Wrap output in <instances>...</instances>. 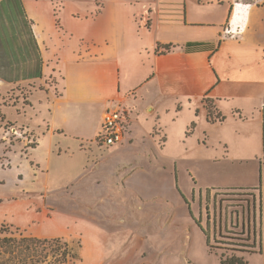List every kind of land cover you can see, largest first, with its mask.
Here are the masks:
<instances>
[{
  "label": "crops",
  "instance_id": "1",
  "mask_svg": "<svg viewBox=\"0 0 264 264\" xmlns=\"http://www.w3.org/2000/svg\"><path fill=\"white\" fill-rule=\"evenodd\" d=\"M79 1L81 3L75 5L68 16L62 13L65 12L64 6L59 11L61 18H55L62 36L71 43L68 52H62V44L60 52L47 55L51 38L32 8L38 1L23 0L41 51L42 77L17 82L2 80V84L6 89L19 84L29 87L28 106L34 107L33 91L45 93L47 101L40 102L44 114L38 126L32 123L21 125L11 119L12 123L34 133L37 145L31 149L36 150L40 143L45 142L44 136L51 137L57 131L64 133L66 122L74 123L80 129L87 124L83 116L86 111L101 105L105 110L98 121L97 132L90 138L78 137L81 146L90 143L99 149L121 151L150 145L155 153H160L173 142L178 147L172 157L173 164L185 161V171L195 176L189 192L193 197L197 194L199 202L206 189L236 188L255 193L260 203V214L257 213L258 236L252 240L255 243L250 254L262 253L264 0L251 3L237 0H148L140 10L134 7V3L140 0ZM52 3L53 0H42L40 5L48 10L53 7ZM162 3L169 4V7H161ZM230 27L235 31L226 33L225 29ZM158 44L172 47L168 52L157 53ZM63 64L69 67L63 68ZM129 65L138 67L140 76L136 74L135 86L131 84L122 89V80L129 75L126 71ZM48 70L54 73L57 84L51 88H39ZM139 89L143 93L137 95ZM144 94L150 100L141 109L137 100ZM204 96L213 99L225 120L210 122L207 119ZM114 106L124 112L126 133L120 143L103 147L95 140L104 112L107 107ZM192 124L194 126L189 130ZM236 140L255 144L253 157L261 161L263 173L260 188H255V182L250 184L254 186H244V170L241 165H236L242 161L235 160L230 152L222 155L225 159L230 158L221 169L219 180L214 179L216 182L211 183L199 180L205 178L208 168L204 163L213 156L215 144ZM96 162L99 165V160ZM162 163L156 169L166 170L167 163ZM94 168L100 169V166ZM200 174L199 178L197 175ZM235 177L242 179L237 181ZM184 196L187 197L185 193ZM205 209L207 211V206ZM255 217L252 219L253 229Z\"/></svg>",
  "mask_w": 264,
  "mask_h": 264
},
{
  "label": "rangeland",
  "instance_id": "2",
  "mask_svg": "<svg viewBox=\"0 0 264 264\" xmlns=\"http://www.w3.org/2000/svg\"><path fill=\"white\" fill-rule=\"evenodd\" d=\"M41 1L36 0L32 8L51 38L46 53L60 52L62 44V52L67 53L71 43L62 36L55 18H61L59 11L64 6L62 13L68 16L81 2L53 0V7L45 10ZM245 1L250 0H237ZM146 3L148 0H140L134 7L140 10ZM64 67L69 65L63 64ZM126 71L129 75L122 80V89L135 86L140 76L136 66L129 65ZM56 84L57 78L48 70L39 88ZM29 90L22 84L6 89L0 83V105H7L0 106V224L11 223H3L0 228L3 225L4 230L17 237H61L79 243L80 259L72 264H221L219 257H230L231 253L243 257L246 264H264V250L250 254L252 240L258 236L257 213L260 214L254 192L212 189L208 197L204 191L199 202L198 195L193 197L189 192L195 176L185 171V161H176L177 167L173 164L178 148L173 142L159 154L150 145L121 151L99 149L90 143L81 146L78 137L90 138L97 132L105 110L101 105L86 111L83 116L87 124L80 129L66 122L64 133L44 136L45 142L32 150L37 145L34 133L12 123L16 120L21 125L38 126L41 122L44 110L40 102L47 101L46 94L33 91L31 107L27 105ZM140 93L143 90L139 89L137 95ZM149 100L145 94L142 99L138 97L139 108H144ZM13 128L22 134L14 133ZM255 149L253 142L238 140L215 144L213 156L204 163L208 168L203 173L205 178L197 175L199 180L216 182L230 156H235V160L242 161L236 165L244 170V186H254L250 184L255 182V188H260L263 173L261 161L253 157ZM229 152L228 159L222 157ZM161 161L167 163L166 170L156 169ZM205 233L210 237L211 250Z\"/></svg>",
  "mask_w": 264,
  "mask_h": 264
},
{
  "label": "trees",
  "instance_id": "3",
  "mask_svg": "<svg viewBox=\"0 0 264 264\" xmlns=\"http://www.w3.org/2000/svg\"><path fill=\"white\" fill-rule=\"evenodd\" d=\"M254 0L245 1L251 3ZM33 21L29 18L23 0H0V80L17 82L42 77L43 60L37 43ZM172 45L158 44L157 53L171 50ZM210 122L223 121L225 116L216 108L213 99L203 97ZM192 124L189 130L192 129ZM264 151V127H263ZM259 189V188H257ZM209 189L205 191L208 197ZM207 215L209 214L207 209ZM209 224V223H208ZM10 234V235H9ZM0 228V264H72L80 259L79 243L61 237H37L12 235ZM209 250L210 237L205 233ZM255 241L250 248L254 247ZM261 242L259 241V244ZM253 250L250 252L252 253ZM221 264H246L243 257L231 253L230 257H219Z\"/></svg>",
  "mask_w": 264,
  "mask_h": 264
},
{
  "label": "built area",
  "instance_id": "4",
  "mask_svg": "<svg viewBox=\"0 0 264 264\" xmlns=\"http://www.w3.org/2000/svg\"><path fill=\"white\" fill-rule=\"evenodd\" d=\"M233 28L225 29L226 33H230ZM233 33V32H232ZM2 80H0V83ZM262 112L264 119V102L262 103ZM14 133L22 134L20 130L11 129ZM126 133V123L124 112L119 107H110L103 114V120L100 132L96 137V143L103 147H110L120 143Z\"/></svg>",
  "mask_w": 264,
  "mask_h": 264
}]
</instances>
